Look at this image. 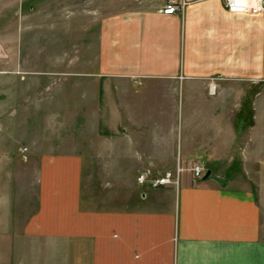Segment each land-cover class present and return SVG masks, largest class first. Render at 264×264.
<instances>
[{
	"label": "crops",
	"instance_id": "crops-1",
	"mask_svg": "<svg viewBox=\"0 0 264 264\" xmlns=\"http://www.w3.org/2000/svg\"><path fill=\"white\" fill-rule=\"evenodd\" d=\"M43 1L56 2L29 0V9ZM240 1L262 10L186 0L182 13L164 15L165 0L98 20L102 122L94 106L57 110L44 128L23 131L38 136L25 153L0 144V264H264V0ZM86 85L71 83L96 91ZM204 92L222 104L214 117L201 109ZM208 118L218 120L216 139ZM178 150L226 185L183 171L177 186L136 182L144 170L177 167ZM96 166L121 204L96 205L86 193L84 173ZM241 171L257 188L236 180Z\"/></svg>",
	"mask_w": 264,
	"mask_h": 264
},
{
	"label": "rangeland",
	"instance_id": "rangeland-1",
	"mask_svg": "<svg viewBox=\"0 0 264 264\" xmlns=\"http://www.w3.org/2000/svg\"><path fill=\"white\" fill-rule=\"evenodd\" d=\"M164 1L105 0L102 5V0H63L62 2L56 0L47 4L43 1L42 5L29 9V0H23L22 4L17 0H0L1 147H7L9 151L15 152L16 147L19 146L20 153H25L26 150L21 145L28 140H36L38 136L23 131L27 128H44L47 114L57 110L64 114L72 112L76 106L86 109H93L94 106L102 122L103 96L101 95L99 101L97 87L98 76L102 71L97 63H94L96 57L94 46L100 24L98 20L104 15L127 10H149ZM72 9L77 10L79 14V20L74 25L68 20ZM86 16L89 19H86ZM70 25L73 27L72 39L69 35ZM75 81L88 84L86 86H90L91 81L95 82L96 91L90 87L74 88L71 83ZM134 90L138 91L139 87H134ZM203 96L201 109L212 113L213 117L216 116V110L222 106L218 96L210 97L206 92L201 94V97ZM130 105L132 106V103ZM85 110H80L79 113L84 114ZM179 111L181 112V107ZM40 119L41 124H39ZM50 124L51 122L46 123V128L49 129ZM183 127L179 122V130ZM54 130L53 126L51 132ZM217 131L218 120L208 118V138L216 139ZM21 157L24 161L25 155L21 154ZM177 157V164L183 170L182 175L203 181V176L194 177L192 169L197 164L206 168L205 164L187 165L180 150L177 151ZM93 168L92 174L84 173L86 179L84 183L88 181L86 193L93 195L96 205L121 204L115 194L117 191L112 190L101 180V174L98 176L97 170L100 169L97 166ZM168 168L172 173L176 170V166ZM207 170L209 168L204 169L205 172ZM151 175L157 176L152 172ZM235 178L247 187L251 185L252 188H257L256 184H259L248 183L244 171L235 175ZM262 189L263 196L264 189Z\"/></svg>",
	"mask_w": 264,
	"mask_h": 264
},
{
	"label": "built area",
	"instance_id": "built-area-1",
	"mask_svg": "<svg viewBox=\"0 0 264 264\" xmlns=\"http://www.w3.org/2000/svg\"><path fill=\"white\" fill-rule=\"evenodd\" d=\"M186 5V0H167L160 12L164 15H172L178 12L182 13ZM225 9L230 14H241L250 10L252 12H260L262 10L261 7L248 8L247 5L242 3L240 0H225ZM215 88L216 85L214 83H210L208 86V92L213 94ZM182 171L183 170L177 166L174 173L168 171L161 176L155 177L151 175L150 170H144L136 176V182L139 185H146L152 189L171 185L177 186L179 184V175ZM204 172V168L198 164L192 169V173L196 178L203 176Z\"/></svg>",
	"mask_w": 264,
	"mask_h": 264
},
{
	"label": "water",
	"instance_id": "water-1",
	"mask_svg": "<svg viewBox=\"0 0 264 264\" xmlns=\"http://www.w3.org/2000/svg\"><path fill=\"white\" fill-rule=\"evenodd\" d=\"M208 177H210L211 179L215 180V181L218 182V183H221V185H223V186L226 185L225 182L221 181L220 179H217V178L213 177V176L211 175V171H210V170H207V171L205 172V174L203 175L202 179L204 180V179H207Z\"/></svg>",
	"mask_w": 264,
	"mask_h": 264
}]
</instances>
